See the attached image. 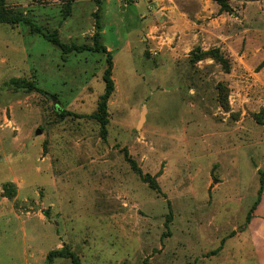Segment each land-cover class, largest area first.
Here are the masks:
<instances>
[{
    "label": "rangeland",
    "instance_id": "1",
    "mask_svg": "<svg viewBox=\"0 0 264 264\" xmlns=\"http://www.w3.org/2000/svg\"><path fill=\"white\" fill-rule=\"evenodd\" d=\"M223 2L3 1L0 264H264V0Z\"/></svg>",
    "mask_w": 264,
    "mask_h": 264
},
{
    "label": "trees",
    "instance_id": "2",
    "mask_svg": "<svg viewBox=\"0 0 264 264\" xmlns=\"http://www.w3.org/2000/svg\"><path fill=\"white\" fill-rule=\"evenodd\" d=\"M4 0H0V21L3 23H18L21 21H25V18L23 17V15H21L20 13H15V14H10L8 13L5 9L2 8V4H3ZM220 2V4H224L223 0H218ZM97 33L94 34V41H95V46L94 47H88L87 49H92L95 51H103L105 52L104 47L99 46L98 41H97ZM46 39L49 40L52 44L57 45L59 47H63L64 45L62 43H60L55 35V33H52L51 35H46ZM107 54V59H108V66L107 68L104 70L103 73V81H104V91L103 93L100 95L99 97V101H98V105L97 108L95 110L94 113H92L91 115H89L92 118L97 119L98 121H100L101 125H102V129L104 130L105 125L107 123V119H106V104H107V100L109 99V97L111 96V94L114 91V83L112 81L111 78V61H110V54L109 52L106 53ZM13 82H15L17 84V86L20 87H25L27 86V83L24 81H18L16 79L13 80ZM25 84V85H24ZM62 114H67L68 112L65 110H61ZM139 173L140 171L137 170ZM264 175V172L262 173ZM144 180L147 181L148 177L145 176ZM261 192H262V187L260 186L259 190H258V194H257V198L252 206V210L258 205V203L260 202L261 199ZM251 218V212H249L246 216V221L249 222ZM62 252L59 250H54V251H50L47 255L46 258V262L44 264H50L52 259L56 256H61Z\"/></svg>",
    "mask_w": 264,
    "mask_h": 264
},
{
    "label": "water",
    "instance_id": "3",
    "mask_svg": "<svg viewBox=\"0 0 264 264\" xmlns=\"http://www.w3.org/2000/svg\"><path fill=\"white\" fill-rule=\"evenodd\" d=\"M36 133H39V130H36Z\"/></svg>",
    "mask_w": 264,
    "mask_h": 264
}]
</instances>
